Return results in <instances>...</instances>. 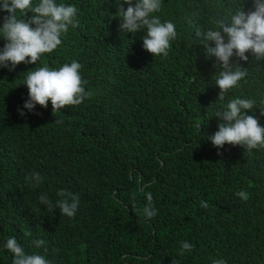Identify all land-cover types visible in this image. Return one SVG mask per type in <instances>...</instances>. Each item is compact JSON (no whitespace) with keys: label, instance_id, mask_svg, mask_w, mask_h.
Returning <instances> with one entry per match:
<instances>
[{"label":"trees","instance_id":"trees-1","mask_svg":"<svg viewBox=\"0 0 264 264\" xmlns=\"http://www.w3.org/2000/svg\"><path fill=\"white\" fill-rule=\"evenodd\" d=\"M62 2L77 8L78 26L37 64L0 69V241L15 237L49 264H264V148L218 150L206 139L228 99L264 98V60L236 61L248 74L220 100L215 58L187 24L207 25L230 0H161L155 15L177 33L165 57L142 48L143 30L119 31L113 0ZM72 60L90 95L18 115L24 72ZM32 172L39 184L25 180ZM60 189L78 196L71 218L37 200L46 193L55 201ZM34 239L44 244L34 248ZM185 241L190 251L181 250ZM0 264H11L2 247Z\"/></svg>","mask_w":264,"mask_h":264},{"label":"clouds","instance_id":"clouds-1","mask_svg":"<svg viewBox=\"0 0 264 264\" xmlns=\"http://www.w3.org/2000/svg\"><path fill=\"white\" fill-rule=\"evenodd\" d=\"M245 0H230L227 11L217 12L205 26L194 19L187 20L194 37L202 45L206 58H215L214 85L218 87V99L224 100V93L239 87L247 76L248 68L236 61L264 60V0H250L251 7L244 10ZM118 18V29L122 34L143 30L142 48L152 56L165 57L169 45L176 39V26L170 20H161L155 13L161 9V0H113ZM223 7V6H222ZM30 14L27 19L25 15ZM78 26L77 8L62 0H0V69L13 71L19 63L37 64L41 56L51 53L61 44V37L69 27ZM246 53L248 55H246ZM235 58V59H233ZM81 65L72 60L57 68L47 65L26 71L22 85L27 89V97L18 109L23 117L25 111L32 113L37 105L47 107L50 102L52 112L65 106L79 105L90 92L85 91L80 75ZM258 110V115L248 114ZM218 118L217 130L206 139L216 149L224 145L242 146L244 149L264 148V126L259 122L264 117V98L259 103L252 98L234 96L228 99L214 114ZM24 173H22V176ZM26 181L39 184L41 176L32 172ZM244 197L243 192L236 193ZM55 201L41 193L37 200L45 210L66 217L76 214L78 196L65 189L56 192ZM148 202L142 215L150 219L156 215L151 206V193H145ZM201 207L207 204L201 203ZM32 247L40 248L44 241L34 239ZM0 247L10 254L11 264H49L41 254L28 252L15 237L0 241ZM182 251H190L192 245L181 242ZM211 264H226L223 259H213Z\"/></svg>","mask_w":264,"mask_h":264}]
</instances>
